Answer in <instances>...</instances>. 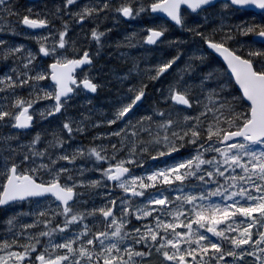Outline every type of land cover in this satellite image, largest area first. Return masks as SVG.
I'll use <instances>...</instances> for the list:
<instances>
[{
    "label": "snow or ice",
    "instance_id": "1",
    "mask_svg": "<svg viewBox=\"0 0 264 264\" xmlns=\"http://www.w3.org/2000/svg\"><path fill=\"white\" fill-rule=\"evenodd\" d=\"M215 2L216 0H150L148 4L140 2L138 6H134L135 0H124L115 11L125 19H132L149 11L153 14L163 13L177 26L194 32L209 49L223 58L242 96L222 97L221 93L225 91L227 84L220 83L206 94L207 103L196 99L195 103L202 108L197 116L185 115L181 121L172 119L170 114L164 118L166 113L157 109L156 115L162 118L160 121L154 122L151 116H147L133 123V110L145 96L147 87L141 82L138 87L128 89L132 94L130 102H122L116 109L114 118L107 121L109 126L117 122L125 124L123 128L111 133L120 138V144L111 145L113 152L110 157L102 155L107 149L98 150L93 147L87 153L77 149L71 154L65 152L52 158L48 149L61 148L66 142L62 135L55 132L48 147L43 150L36 148L41 141L39 134L29 144L16 147H12L10 143L16 137L2 138L0 177H3V182L0 183V206L46 196L58 203L55 208L38 211L33 223L22 226L24 232L17 236H22L26 243H20L18 239H13L11 243L0 242V264H144L153 250L166 264H241L246 257H252V260L245 264H264V230H261L264 229V51L249 47L246 55H241L244 44L237 39L238 36L252 35L264 40V22L240 21L229 24L225 30L222 19L220 27L214 28L207 35L186 28L183 7L199 14L207 11ZM75 5L77 0H64L63 7L57 8L53 15L63 12L76 23L83 24L85 20L99 17L101 13L113 8L110 0H98L95 6L84 5L79 11L73 12L71 6ZM249 7L264 11V0H226L222 5L223 9L233 13ZM28 13L21 16L13 11L9 0H0V21L5 15L16 16L27 28L49 27L47 18H32L31 9H28ZM145 31L147 35L143 38L144 43L153 45L161 40L168 29L161 25ZM217 32L221 33L219 40L215 39ZM67 35L68 22L62 20V30L58 31L59 39L51 47L47 45L49 37H36L38 53H25L22 46L4 48L5 42L0 41V59L15 57V60L21 61L20 67L23 69L20 71L19 68H13L15 77L0 78V92L24 87L30 89L27 99L17 96L10 106L0 104V125L11 121L12 128H30L33 114L29 110L41 99L52 100L54 103L39 115L45 119L55 116L65 107L74 91L70 85H82L92 93L97 91L98 85L92 82L87 73L79 81L74 76L76 69L86 64L91 65L88 52L85 51L79 58H68L65 52H57V49L66 50L69 43ZM104 35V32L95 28L91 31V39L97 45L101 44V37ZM126 39L131 44L133 37ZM231 41H236L238 46H231ZM175 43L177 42L169 41V44ZM38 55L55 58L48 66L50 71L36 70L39 67L35 64ZM253 58L262 59L257 62ZM178 59L179 54L158 65L155 75L150 74L149 79L158 80ZM189 59L203 62L205 57L193 55ZM195 67V63H188L183 71L190 74L195 71ZM213 76L214 73L209 72L201 80L202 93L205 82ZM46 79H51L53 89L40 86L39 82ZM165 99L170 100L174 106L193 107L191 87L181 90L177 84H173ZM177 112L179 115L178 110ZM72 124L70 119L63 124V130L69 137L74 131H84L79 124L75 129ZM141 132L147 133L150 139L145 141ZM129 136L131 141L127 140ZM153 145L156 146L155 154L151 155L153 160L179 153L189 145L194 146V154L148 174L133 175L127 165L142 167L137 157L150 152L149 146ZM125 147L128 148V155L117 160V153ZM206 153L216 155L207 159ZM17 156H22V159L17 161ZM84 157H94L97 162L116 161L115 164L109 163L100 173L125 194L109 199L108 205L111 207L105 205L90 211H80L74 207L80 203L77 197L84 195L76 191L78 187L94 189L102 186V183L98 180L87 184L77 182L70 169L64 165L57 168L56 165L59 161L74 164L78 158ZM45 158L48 163L44 162ZM205 165L208 167H203ZM84 171L85 169H80L81 174ZM41 172H46L48 178L45 180L41 177L38 182L37 177ZM191 180L198 182L191 187L199 188V192L185 191ZM208 185L215 187L210 188ZM158 186L168 187L165 189ZM149 189H158L159 194L149 193L146 196ZM166 191L177 194L174 198L169 197L165 194ZM136 197H145V200L137 204L134 200ZM118 206L119 216L114 213V208ZM97 214L103 217L102 222L97 221L92 227L84 223L88 217H96ZM57 217L62 218L60 222H56ZM129 217H134L137 221H148L152 217V220L128 230L131 223ZM14 219H9L7 223L12 226ZM100 223L103 224V230ZM41 224L43 230L35 234L28 233L29 229ZM73 225L77 226L75 230L72 229ZM69 232L70 236L61 237L63 242L55 243L51 240L54 234ZM41 237L49 238L48 242L41 245ZM126 240L133 243L127 245L124 243ZM38 246L41 248L38 249ZM13 248L22 250L16 251ZM228 257H231L230 261Z\"/></svg>",
    "mask_w": 264,
    "mask_h": 264
},
{
    "label": "rangeland",
    "instance_id": "2",
    "mask_svg": "<svg viewBox=\"0 0 264 264\" xmlns=\"http://www.w3.org/2000/svg\"><path fill=\"white\" fill-rule=\"evenodd\" d=\"M13 1L14 0H9V4H11ZM113 1L116 3V0H110V2H113ZM80 5H86V3L83 2ZM222 5L223 4H219L215 9L210 10L208 12L207 16L196 15V17L190 18V20L192 19V20H196V21H201L203 19V22L205 24H207L208 29H209V27L214 29V28H219L220 27L222 19H223V22H224L225 26H228L231 23H239L240 21L258 22V20L260 18L264 19V16H255V15H253L251 13H243V12H240V11H237V12L233 13L230 10L223 9ZM72 7H76V6H72ZM55 11H56V9H55ZM64 17H65V14L63 12L60 13L57 16L58 20H63ZM138 18H140V16L132 18L130 20H132V22L134 24V29L136 30V34H138L140 36L142 35V38H144L145 34L147 32L145 31V28H143V27H141L140 25L137 24L136 21L138 20ZM113 19L117 20V21L123 20L121 18L120 14H117L116 16H113ZM187 21H189V20H187L186 16H184L185 25L191 26L192 24L186 23ZM2 23H4V22L0 21V24H2ZM5 23H8V22H5ZM132 35H134V33L131 34V36ZM251 36L252 35L242 36V40L250 39ZM122 41L123 42H127V39L125 37H123ZM160 45H168V46L171 47V44H169L168 42L167 43L166 42L165 43H161V44H159V46ZM49 47H51V46H49ZM191 49L194 50V54L200 55V54H198V49H199L198 45H193ZM57 52H66V50L57 49ZM89 52L93 55V57L96 60L100 59V53L99 52H97V51H95L93 53L91 51H89ZM120 54L123 55L124 53L120 52ZM188 63H190V62L188 61L186 64H188ZM186 64H185V66H186ZM178 66H180V65H177L176 69L173 72L180 73V75L184 74V72L181 71ZM171 69L172 68H170L169 72H171V74H172V70ZM184 69H185V67H184ZM3 70H2V72H3ZM2 72L0 73V78H3L5 76H12L13 73H14L12 71V68H7V69L4 70L3 73ZM96 72L100 73V65L97 66V67L94 66L91 70L88 71V74L92 78H95ZM109 77H110L109 75L106 76V78H109ZM183 82H184V87H191V88L197 87L196 81L192 80L191 78L188 79L187 77L183 76ZM217 82H218V80H216L214 82V85L212 87L210 85L206 86V84H204L205 87L209 88L207 90V93L210 92L212 89L216 88ZM77 94H78V96H77L78 99L80 101H82L81 102V110H78V111H76L74 113H70L68 111V108H71L72 106H71L70 103L69 104L67 103L65 105V108H64L65 118H63V119H61L62 117L60 118L62 120V121H60V127L63 128V124L66 122V117H67V120L70 119L71 121H73L72 127L74 129L77 126V124H79L81 127L84 128L83 132H77V131L73 132V133H76L77 135H86L89 131H93V129L95 127L96 128H104L105 126H107V124L105 122H102V121L90 122V118L82 119L81 115H82V113H84V112H82V110H85V108L87 109V107L89 105V102L86 101L85 99H83L81 96H79V93H77ZM130 96H131L130 93H128L127 95H125V98L129 99ZM201 97L202 96L199 94L198 98L200 99ZM200 100H202V99H200ZM205 102L207 103V101H205ZM38 103H42V102L39 101ZM121 104H122V102H121ZM46 107H48V106H46ZM33 108H36L35 104L33 105ZM40 109H42V108H40ZM44 109L45 108L43 107V111H45ZM144 109H145V106L142 108V110H144ZM35 110L38 111V109H35ZM8 123L4 124V125H0V150H2V143H3L2 138L10 137L13 134V131L11 129H9L11 122H10V124H8ZM53 123L56 124V125H59V122H53ZM113 125H111L110 128L103 129L102 132H100L98 134L93 133V132L90 133V134H87L86 137H87L88 142L89 143H93V144H88V146L86 145L87 146V151H84V152L87 153L88 150L93 148V147L97 148L98 150L107 149V147L109 146L107 138L111 136V133L113 131H118L120 128H123L125 126V124H120V123L117 122L116 126L113 129L112 128ZM72 138H73V140H71L70 142L68 141L67 144L65 145V148H64V145L61 148H56V150L52 153V158H55L56 155L63 154L65 152H67L68 154H71L77 149H82L83 150V143H82L83 141H82V139L78 138L74 134H72ZM102 138H103V140H102ZM115 139H117V137ZM29 143H30L29 139H26V141L19 140L17 142L18 145H27ZM192 147H194V146H192ZM63 149H65V151ZM40 150H42V149H40ZM24 151H27V149H24ZM3 154L7 155V153L6 154L3 153ZM193 154L194 153L190 152L189 154H187L186 158H189ZM102 155H107V156L110 157L112 155V153L106 151V152H102ZM127 155H128V151H126V152H124V151L121 152L120 151V152L117 153V160L121 159V158H125ZM214 155H216V154L215 153H206L205 154V158L211 159L212 156H214ZM138 157L141 158V156H138ZM16 159H17V161H19L20 159H22V156H17ZM180 159H184V158H180ZM139 161L141 163H143V160H139ZM38 162H39V160H38ZM44 162L48 163L47 158H45ZM109 163L115 164L116 161L115 160H109L108 163H105L103 161L97 162L94 157H84V158H78L75 161L74 164H67L65 161H59L57 163V165H56L57 168H59L61 165H64L65 167L70 169L71 170V175H73L74 179L77 182L83 181L85 184H87L90 181L98 180V181H101V183H102V186L94 188V189L78 187L76 189V191L80 192V193H84V195H81V196L77 197V199L80 201V203L74 205L75 208L78 205H81V204H83L85 202V199H86V197H88V193L89 192L95 193L94 197L97 199V202H100L102 204L108 203L109 199H114L113 195H111V193H110L109 185L107 183V180L105 178H103L101 176V174H100L101 170H103L104 168H107L109 166ZM172 163H174V161L169 160L167 163L149 164L147 166V168L149 170H151V171H155L158 168L165 167V166H167L169 164H172ZM203 167L207 168L208 166L205 165ZM80 169H85L83 174H81ZM237 171H239V170H237ZM226 175H227V173H226ZM41 177L46 180L48 178L47 173L46 172L39 173L38 177H37L38 181H39V179ZM2 182H3V179H2V177H0V183H2ZM69 183H71V182L69 181ZM197 183L198 182L195 181V180L189 181L188 182V187L185 188V191L186 192L187 191L199 192V190H200L199 188L193 189L191 187L193 184H197ZM159 187H164L165 189H167L168 186H158V188ZM173 187H175V185H173ZM208 187L212 188V187H215V185H208ZM149 193H156L157 195L159 194L158 189H149L148 192L146 193V196ZM165 194L168 195L169 197H173L174 198L177 193L171 192V191H166ZM134 200L136 201L137 204H140L141 202H143L145 200V197H136ZM213 200L215 201L216 198H213ZM22 205L23 206H20L19 208H17V207L16 208H14V207L8 208V210H7L8 213H4L2 215H1V212H0V219H1L0 220V242L8 241L9 243H11V241L13 239H21L20 243H26L27 241H25L22 236H17V234L24 232V229H23L22 226L25 225V224L33 223V221L37 219V216L35 215V213H37L38 211L47 210L49 208H55L56 207V205L53 203L52 200L32 201V202L29 201V202L24 203ZM118 205H119V202H118ZM135 206L136 205H133V207H135ZM115 214L117 216L120 215L119 206L116 208ZM156 214L157 213H154V215H156ZM11 218H15L14 221H13V225L12 226H10L7 223V221L9 219H11ZM163 218H166V217H163ZM61 219H62L61 217H57L56 218V222H60ZM129 219L131 220V223L128 225V230H130L133 226H140L143 223L151 221L152 217H149L148 221H137V220H135L134 217H129ZM239 219H243V218H239ZM86 220L84 221V223L88 224L89 226L93 225L97 221L102 222L101 220H97V219H93L91 222H86ZM132 222H133V224H132ZM2 224L4 225L3 226V230H2ZM99 226H100V228L102 230L103 229V224L100 223ZM76 228H77L76 225L72 226L73 230H75ZM41 230H43V225L42 224L39 227H37V228L29 229L28 233L29 234H35V233H37V232H39ZM261 230H264V229H261ZM3 231L5 232V234L3 235V239L1 240V234H2ZM70 235H71V232L63 233V234L57 233V234H54L51 237V240L53 242H55V243L63 242L61 240V237L62 236H70ZM208 235H210V234H208ZM48 239L49 238L41 237V245L46 244L48 242ZM212 239L216 240L215 237H212ZM124 243L127 244V245H131L133 243V241L126 240ZM40 248H41V246H38V249H40ZM12 250L20 251L22 249L13 248ZM34 256H35V253L33 254V257ZM137 259H139V258H137ZM227 259L230 261L231 257H228ZM251 260H252V257H246L245 258V262L246 261H251ZM245 262H241V264H245ZM144 264H166V262H163V258L161 256H159L155 252V250H153L152 255L144 261Z\"/></svg>",
    "mask_w": 264,
    "mask_h": 264
},
{
    "label": "trees",
    "instance_id": "3",
    "mask_svg": "<svg viewBox=\"0 0 264 264\" xmlns=\"http://www.w3.org/2000/svg\"><path fill=\"white\" fill-rule=\"evenodd\" d=\"M24 14H29V13H25V11L23 12V14H21V16H23ZM31 15H33V13H31ZM34 17L36 18H41V15L40 14H36L34 15ZM42 19V18H41ZM50 23H52L53 21L51 19H48ZM261 22H264V19L258 21L257 23H261ZM190 24H192L190 26V28L196 30V31H199V32H202V33H205L206 35L207 34H210L212 32V28L209 27L208 29V26L207 24H205L204 22H200V21H196V20H192L190 22ZM149 23L146 24V26H148ZM225 28H227V26H225ZM169 35H170V40L172 41H176L177 43L173 44L174 45V48L172 49H164V54H165V57L169 60H171L173 57H174V49L175 48H178V47H181V46H185L186 48H192L193 45H198L199 49H198V54H201L203 56H205V59H204V63L205 64H208L209 61H208V58L209 56L206 55L202 49V43H203V40L194 34V32H189L187 30L184 29L183 32L179 33L177 32V29L176 28H173V27H169ZM115 32H111V34H113ZM5 35L3 37H0V41H4V45L3 47L4 48H8V47H16V46H22V48L24 49L25 53L27 51H32L33 53H36L37 51V48H36V44H32L31 42L29 41H24L22 39H19V38H15V37H10L7 35V33H4ZM220 35L221 33L217 32L216 33V36H215V39L219 40L220 39ZM241 38L240 36L237 37V39ZM232 46V45H231ZM241 55H246V52L244 50L241 51L240 53ZM19 55V54H18ZM157 53H154L153 56L156 57ZM255 60H257L258 62V58H253ZM9 61V59H8ZM114 68H117L120 72H123L124 70H129L130 68V63L129 62H117L116 59H115V56H114V53H112L110 55V57H108L107 59V62L106 64L104 65V68L103 70L106 72V76L110 74V72H112V70H114ZM209 69V66L208 67H202V64L201 63H198L196 64V67H195V71L192 72V73H185L184 72V77H190L192 80L194 81H199L200 77H201V74H205ZM169 81L170 82H173L174 79H172L171 77L169 78ZM153 82V80H152ZM179 83H183V79H181L179 81ZM181 85V84H180ZM126 86H129V81L126 82ZM109 87L111 88L110 90H114V91H117V90H120L118 89L114 84L113 85H109L107 89H109ZM123 90H124V86L121 87ZM191 92H193V90H191ZM113 95H104L103 97H101L98 101V103H103L104 106H107V103L108 101H111L112 98H113ZM151 97H152V103L150 104L151 105V109L157 104L159 103V100L156 98V96L154 95V93H150ZM156 111V110H155ZM172 119H179L180 120V116L177 115L176 118L175 117H171ZM141 137L147 141L150 139V137L148 136V134H140ZM88 144V142H87ZM144 145H140V147H143ZM150 147V152H146L145 155L149 156V155H153L155 154V147L156 146H149ZM187 147H185L184 149H182V152L181 154H183V152H185ZM150 173V171L148 172H145L144 174H148ZM94 194L95 193H91L89 192L88 193V197H86L85 199V202L81 205H78L76 208L80 211H90L91 209L93 208H100V207H103L105 206L106 204H102L100 202H97V199L94 197ZM101 216H99L97 214L96 217H88L86 222H91L93 219H97V220H100ZM165 219H170L168 217H166ZM89 227H92V225H90ZM95 230V229H94ZM227 246V245H226Z\"/></svg>",
    "mask_w": 264,
    "mask_h": 264
},
{
    "label": "flooded vegetation",
    "instance_id": "4",
    "mask_svg": "<svg viewBox=\"0 0 264 264\" xmlns=\"http://www.w3.org/2000/svg\"><path fill=\"white\" fill-rule=\"evenodd\" d=\"M68 41H70V40H68ZM259 47H261V46H258V48ZM258 50L264 51L263 48H260ZM133 80L134 81L131 83L132 87H134V86L138 87L141 84V82H143L144 84L147 85V87L145 88V94L151 93L152 85L157 82V80H155L151 83V80L149 79V77L142 80V81H138L137 78L133 77ZM95 84H97V83H95ZM163 89L164 88H162V90ZM105 90L109 91V89L104 87V82H103L102 87H101V92L103 93ZM158 91H159V88H157L155 90V92H158ZM97 93L100 94V88L99 87L97 88ZM156 94H158V93H156ZM144 102H145V97H143V99H142V104ZM142 104L139 106V108H137L136 110L133 111L132 117L134 119H136L138 117V115L140 114V112H142V111H139L140 107L144 105V104L143 105ZM146 112H147V110L143 111L144 114H146ZM31 113L34 116V119H35L34 122H35V126H36V127L34 126L32 132L35 136L37 134H39L43 138H48L52 132V127H55V125L52 124V122H53L52 120L57 118V117H61V115H62V111H61L59 115L49 116L45 119V118H42L39 114L33 113V110L31 111Z\"/></svg>",
    "mask_w": 264,
    "mask_h": 264
},
{
    "label": "water",
    "instance_id": "5",
    "mask_svg": "<svg viewBox=\"0 0 264 264\" xmlns=\"http://www.w3.org/2000/svg\"><path fill=\"white\" fill-rule=\"evenodd\" d=\"M30 1H36V0H30ZM218 1H226V0H216V2H218ZM215 2V3H216ZM234 7V6H233ZM186 8V7H185ZM188 10H190V9H188ZM245 10H252V11H254V12H256V13H260V12H264V11H262V10H259V9H256V8H254V7H249V8H245ZM191 11V10H190ZM153 14V13H152ZM156 15H159L160 17H162V18H164V19H166V20H168L169 22H171L172 24H175L174 22H172L170 19H168L163 13H155ZM28 29H30V28H28ZM38 29H41V28H37V29H31V30H38ZM253 40H255V41H257V42H262V43H264V40H261L260 38H257V37H253ZM206 47H207V45H206ZM207 49L211 52V53H213L214 55H216L223 63H224V65L226 66V68H227V65L225 64V62L223 61V58L222 57H220L218 54H216L215 52H213L211 49H209L208 47H207ZM86 66H88L87 64L86 65H83L81 68H78V69H76V70H80V69H82V68H84V67H86ZM228 69V68H227ZM228 71L230 72V70L228 69ZM230 74H231V72H230ZM233 78V81H234V83H235V79H234V77H232ZM50 81H51V79H50ZM52 82V81H51ZM53 83V82H52ZM235 85H236V88H237V90L242 94V92H241V90H240V88H239V86L235 83ZM87 91V90H86ZM88 93H90V94H94V93H92V92H89V91H87ZM71 95V94H70ZM181 106V105H180ZM181 107H184V106H181ZM184 108H186V107H184ZM152 161H155V160H153L152 159ZM110 184H114V182H110V181H108ZM125 195V194H124ZM46 197H50V196H46ZM39 198H44V197H39ZM30 199V198H29ZM38 199V198H37ZM58 203V202H57ZM10 205V204H9ZM5 206H8V205H4V206H0V207H5Z\"/></svg>",
    "mask_w": 264,
    "mask_h": 264
}]
</instances>
